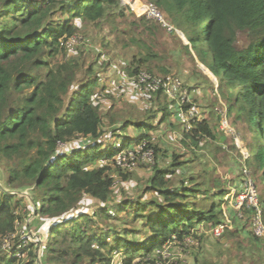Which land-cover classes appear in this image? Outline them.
Segmentation results:
<instances>
[{
    "label": "trees",
    "instance_id": "1",
    "mask_svg": "<svg viewBox=\"0 0 264 264\" xmlns=\"http://www.w3.org/2000/svg\"><path fill=\"white\" fill-rule=\"evenodd\" d=\"M120 1L0 0V163L6 160L8 164L5 187L32 189L30 198L0 187V264H113L114 256L120 252L123 255L117 264H156L152 256L161 253L159 248L163 242L173 239L183 242L197 224L219 222V210H215V205L202 209L193 198H197L199 192L206 196L204 189L172 187L163 175L164 168L158 167L151 184L146 186L145 193L153 192L146 202L135 196L111 201L114 177L109 171L112 166L107 164L99 170L90 168L98 158L115 163L113 158L118 144L121 149L135 150L139 144L146 143L144 148L159 151L158 143L148 132L134 139L131 145H126L128 137L111 143L102 140L107 131L95 94L107 87L100 75L105 61L96 69V60H92L87 74L81 77V81L86 80L82 84L76 82L77 65L81 64L78 59L68 58L56 67H47L46 54L53 57L62 50L69 52L62 42L79 30L76 18L100 25L108 12L107 7ZM151 1L184 31L193 52L217 76L221 91H227V99L231 101L229 107L246 116L250 131L258 141L257 147L250 146L253 147L251 154L263 172L256 179L264 183V143H261L264 140V0ZM127 11L135 16L124 7L123 14ZM57 12L66 17L55 18ZM131 24L138 27L143 24L142 34H153L156 38V30L163 29L158 21L144 16L136 17ZM164 31L180 37L186 53L192 55L178 33ZM240 32L247 34L248 44L238 50L236 40ZM131 40L148 51L139 58L134 57L126 66L129 76L135 77L141 67H147L151 59L158 57V53L145 41V35L144 39L133 37ZM84 52L80 47L79 59ZM191 58L197 64L196 58ZM197 66L196 70L202 69ZM45 68L48 71L43 77ZM147 70L172 74L166 67H161L162 73L153 71L150 66ZM174 76L179 78L180 75L174 73ZM182 85L187 88L185 81ZM29 88L32 91L29 92ZM164 92L143 91L152 102L165 96L159 107L164 117L167 113L178 117L187 107L188 111L195 107L186 102L178 104L173 99L176 106L173 111L170 97ZM153 111L151 108L150 117ZM130 125L139 129L147 126L146 121L137 120L132 114L126 117L124 126ZM111 129L112 134L117 127ZM185 135V141L191 143H186L187 148L191 149L205 135L215 137V132L202 122ZM79 137L88 140L68 150L59 145L60 142L70 145ZM90 142L92 144H88ZM0 168L3 175L4 169ZM85 195L100 202L98 212L78 214ZM17 206L22 210L14 214ZM71 212L72 215L66 217ZM31 213L51 222V234L47 233L41 242L31 240L19 247L26 237L31 239L32 236L15 233L17 221H25ZM124 215L132 216L130 221L137 228L142 226L145 233L149 231V236L141 234L140 238L131 239L132 229L122 226V222L119 226L110 221L122 220ZM139 219L142 222L138 226ZM110 229L114 232L109 233ZM10 233L16 235L10 248L4 250L3 238ZM74 249L78 261L68 263L67 258ZM19 252H26L28 258L19 257Z\"/></svg>",
    "mask_w": 264,
    "mask_h": 264
},
{
    "label": "rangeland",
    "instance_id": "2",
    "mask_svg": "<svg viewBox=\"0 0 264 264\" xmlns=\"http://www.w3.org/2000/svg\"><path fill=\"white\" fill-rule=\"evenodd\" d=\"M135 5L138 11L143 9L140 0H136ZM124 7L127 8L122 0L119 4L108 6V12L102 18L100 25L91 21H83L80 18L75 19L79 27L77 34L82 36L86 42L79 45V48L82 47L85 50L82 58L79 59L77 56L79 48L69 50V52L62 50L53 57L45 55L48 60V68L56 67L57 64L68 58H74L72 59L74 61L80 60L81 64L77 65L76 82L78 84L86 81H81V77L87 74V66L92 60H96L94 65L96 69L102 66L105 61L100 75L102 82L107 83V87L98 90L95 94L98 97L99 111L103 115L104 128L107 131L103 134L102 140L111 143L114 140H124L125 137H128L129 141L126 145H131L134 139L144 136V133L148 132L149 135H153L154 142L158 143L159 151L157 153L153 149L154 161L152 163H149L150 160L131 164L118 163L117 161L118 165L116 161L114 163L113 160L108 162L106 158H98L90 168L99 170L101 166L107 164L112 166V170L109 171V174L114 177L111 201L135 196L146 202L148 197H152L153 192L145 193V188L151 184V177L160 167L164 168L163 175H166L172 187L195 186L199 190L204 189V192L207 193L206 196L203 192H199L198 197L195 198L196 196L192 195L193 192L191 193V197L197 202L199 208L210 209L215 205V210H219L217 224L211 225L205 224V222L197 224L196 229L192 230L191 235L186 236L183 242L176 239L165 242L162 249L166 251L152 256L156 259V264H264V237L257 238L252 234L253 208L245 206L242 209V215L237 216V211L234 208L235 200L232 203L228 202V206L224 204L228 194L231 197L234 194L246 193L252 179L257 186L263 210L261 216L264 220V183L256 179L263 172L260 167L258 169V163L251 154L253 147H250L251 145L257 147L258 143L256 142L258 141L256 135L250 131L246 116L238 113L235 108L229 107L231 101L227 99V91L225 88V91H221L219 80L205 65L200 63L201 60L190 49L191 46L183 34L181 35L185 39V43L188 44L189 50L192 51V55L186 53L180 37L171 36L161 28L156 30L157 38L153 34H142L143 24L139 27L132 25L131 21L136 17L128 11L127 14H123ZM64 17L66 15L61 17L60 12L55 15V18L61 20ZM172 24L175 25L174 21ZM144 35L145 41L154 47L158 57L151 59L149 65L141 67L139 72L145 71V68L147 70L150 66L153 71L162 73L161 67H166L172 73L170 74L172 77L175 78L174 73L180 75L179 79L185 81L187 86L185 91L188 95H184L180 101L183 103L184 99L186 104L195 105V108H191L189 111L187 107L186 111L182 112L183 117L179 118V114L176 117L169 113L164 117V111L159 107L164 103L165 96L155 102L150 101L148 95L145 96L143 92L139 91L140 84L133 82L134 76H129L126 71V66L134 57L139 58L148 52L147 49L139 46L137 41L131 40L133 37L144 39ZM247 44V34L240 32L236 40L238 50ZM191 56L196 58L197 64ZM197 65L203 66L202 71L196 70ZM48 68L42 71L43 77L47 74ZM28 91H32V88H29ZM164 93L166 94V92ZM169 97L170 106L173 111H176L173 99L171 96ZM151 108L155 111L150 117ZM131 114L137 120L146 121L147 126L142 129L134 125L124 126L126 117L129 118ZM202 122L207 123L214 130L215 137L205 135L206 137L199 144L188 149L187 144L191 143L189 140H187L188 143L185 141V134L193 131L197 126L199 127ZM112 126L117 129L111 134ZM87 140V138L79 137L77 140L79 142L75 141L67 146L60 142L59 145L62 149L68 150L82 145L81 143ZM88 144H92V142ZM1 163L0 167L4 171L2 175L0 168V180L5 184V171L8 164L6 160ZM120 171L123 173L120 174ZM23 191L32 195L31 188ZM27 204L28 201L25 202V206ZM98 204H100L98 200L85 195L77 212L79 214L86 211L94 214L99 211ZM21 210V206L15 207L14 214ZM72 213L67 214L66 217H70ZM230 216L232 223L222 222L225 217L230 218ZM41 218L35 217L34 213H31L25 217V221L22 219L17 221L15 233H21L23 236L31 235V239L26 237L27 241L43 240L47 233L51 234L52 227L50 226L51 222ZM102 219L100 218V220ZM130 219L133 217L124 215L122 220L114 218L110 221L119 226L122 222V226L132 229L133 231L129 233L131 239L140 238L141 234L149 236L147 234L150 232L145 233L142 226H139L142 219L137 220L140 228H137ZM221 225H229L230 229L225 228L222 231L218 229L220 232H217V228ZM113 232L114 230H109V233ZM11 234L13 233L3 238L4 250L10 248L8 238ZM159 250L161 249L159 248ZM37 253H39L38 249ZM24 255L27 259L26 252ZM122 255V252L116 254L112 263L120 262ZM67 259L68 263L78 261L75 249Z\"/></svg>",
    "mask_w": 264,
    "mask_h": 264
},
{
    "label": "built area",
    "instance_id": "3",
    "mask_svg": "<svg viewBox=\"0 0 264 264\" xmlns=\"http://www.w3.org/2000/svg\"><path fill=\"white\" fill-rule=\"evenodd\" d=\"M149 9L152 11L151 12L152 15L154 14L160 15L154 8L150 7ZM83 42L85 41L83 40L82 36H80L77 33H74L73 35L69 36L66 41L62 42V44H65V46L69 50H76L77 46ZM133 82L140 84V88L138 87L139 91L143 92L144 90L146 91L164 90L169 94V96L172 97V99H175L178 96V93H181V91L183 92L182 98L186 93V91L183 90L182 88V81L179 78L172 77L170 74L159 75L149 70H145L139 72V74L133 78ZM179 117H183L182 112L179 113ZM145 146L146 143H143V144H139L135 150H129V149L125 150V149H121L120 144H118L116 147L118 152L115 154L113 159L116 161V163L118 161V163L131 164L138 161H149V160H150L149 163H152L154 161L153 148L149 147L146 149L144 148ZM141 157L144 158L142 159ZM234 200H235L234 208L238 210V215H242V209L245 208V206L249 208H253L254 210V216L252 219L253 232L257 236H262L264 234V220L261 216L263 210L260 205L258 190L252 179L248 185V190L246 191V193H241L238 195L234 194L231 197L228 194L226 196V200L224 204L228 206L227 203L228 202L232 203ZM227 222L232 223L230 218H226L225 223ZM225 228H230V226L221 225L219 228H217V232H220V230L218 229H221L222 231ZM15 235H16L15 233L9 235L8 238V240L10 241L8 242L9 247L11 246ZM26 244H27V240H24L23 244H20L19 247L25 246ZM165 251H166L165 249H161L160 252L164 253ZM24 256H25L24 252H19V257H24Z\"/></svg>",
    "mask_w": 264,
    "mask_h": 264
},
{
    "label": "clouds",
    "instance_id": "4",
    "mask_svg": "<svg viewBox=\"0 0 264 264\" xmlns=\"http://www.w3.org/2000/svg\"><path fill=\"white\" fill-rule=\"evenodd\" d=\"M125 4H126V7H128L129 8V10L131 11V12H133L134 13V15L136 16V17H146L147 19H154V20H156V21H158L160 24H161V26H162V28L164 29V30H166V31H168V32H173V31H175L176 33H178L181 37H182V35L181 34H183V36L188 40V38L186 37V35H185V33H184V31L182 30V29H180L179 27H178V25H177V23L172 19V18H170L169 16H168V14L164 11V10H162L155 2H153V1H151V0H146V1H142V0H140L141 1V3L143 4V10L140 12V11H138L137 10V8L135 7V2H136V0H122ZM150 7H152V8H154L157 12H158V14H160V15H156V14H154V15H152L151 14V10L149 9ZM169 18V19H167V18ZM174 21V23H175V25L174 24H172V22ZM169 29H170V31H169ZM77 33V32H76ZM183 38V37H182ZM83 40H84V38H83ZM183 40L185 41V39L183 38ZM85 41V40H84ZM188 42H189V40H188ZM189 44H190V46H191V50L193 51V47H192V45H191V43L189 42ZM188 45V44H187ZM76 50H77V48H76ZM201 64H203L202 62H200ZM203 65H205V64H203ZM206 66V65H205ZM201 68L203 67V66H200ZM207 67V66H206ZM205 67V68H206ZM208 68V67H207ZM209 69V68H208ZM146 70V69H145ZM210 70V69H209ZM151 71V70H150ZM211 71V70H210ZM212 72V71H211ZM213 73V72H212ZM156 74V73H155ZM214 74V73H213ZM159 75H162V74H159ZM214 76L217 78V76L214 74ZM218 79V78H217ZM182 88H183V85H182ZM187 88H183V90H186ZM185 95H187V91H186V93H185ZM182 96H183V92L182 93H178V96L175 98V100L178 102L179 101V104H182L181 103V101H180V99L182 98ZM188 96V95H187ZM184 103H185V100L183 101ZM195 108V107H194ZM182 112V111H181ZM184 112V111H183ZM180 113V112H179ZM178 113V114H179ZM180 118V117H179ZM263 141V143H264V140H262ZM262 170H264V165H262ZM254 182V181H253ZM255 184V183H254ZM255 186H256V184H255ZM256 188H257V186H256ZM231 193V192H230ZM237 211V213H236V215L238 216V210H236ZM230 219H231V216H230ZM225 221H226V217H225V219L224 220H222V222L223 223H225ZM230 229V228H229ZM252 234L254 235V236H256V237H259V238H262V237H264V235L263 236H257L254 232H252ZM168 241H170V240H168ZM168 241H165V242H168ZM165 242H163V244L165 243ZM163 244H162V248H163ZM162 248H160V249H162ZM161 251V250H160Z\"/></svg>",
    "mask_w": 264,
    "mask_h": 264
},
{
    "label": "water",
    "instance_id": "5",
    "mask_svg": "<svg viewBox=\"0 0 264 264\" xmlns=\"http://www.w3.org/2000/svg\"><path fill=\"white\" fill-rule=\"evenodd\" d=\"M0 187H1L2 189H4V190L9 191V192L12 193V194H23V195H27L28 197L31 198V195H29L28 193H26V191H23V190H16V189H8V188H6V187L4 186V184L1 182V180H0ZM41 241H42V240H41ZM41 241L39 240V242H41Z\"/></svg>",
    "mask_w": 264,
    "mask_h": 264
},
{
    "label": "bare ground",
    "instance_id": "6",
    "mask_svg": "<svg viewBox=\"0 0 264 264\" xmlns=\"http://www.w3.org/2000/svg\"><path fill=\"white\" fill-rule=\"evenodd\" d=\"M142 10H143V9H142ZM142 10H141V11H142ZM141 11H140V12H141Z\"/></svg>",
    "mask_w": 264,
    "mask_h": 264
}]
</instances>
